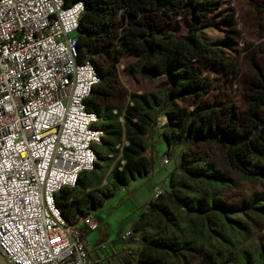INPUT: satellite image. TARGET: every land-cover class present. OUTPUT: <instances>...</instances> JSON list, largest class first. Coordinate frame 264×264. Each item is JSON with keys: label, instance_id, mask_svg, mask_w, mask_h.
<instances>
[{"label": "trees", "instance_id": "16d2710c", "mask_svg": "<svg viewBox=\"0 0 264 264\" xmlns=\"http://www.w3.org/2000/svg\"><path fill=\"white\" fill-rule=\"evenodd\" d=\"M84 1L87 8L77 35L82 54L94 60L101 76L86 101L89 109L99 113L97 125L104 134L95 146V167L82 171L76 185L63 187L57 194L68 218L90 213L132 179L154 170L159 132L170 153L174 144L197 146L195 128L219 125L229 132L235 120L234 108L227 122L217 119V104L204 98L214 88V78L205 67L212 60L231 62L202 30L204 17L222 0H121L120 5L119 0ZM180 14L188 21L185 33L170 26V19ZM225 17L236 22L234 13ZM229 31L231 37L237 36L236 29ZM105 52L116 61L126 53L138 55L144 70L166 76L165 86L154 92H132L124 112L115 111L104 104L116 81ZM255 64L260 78L250 79L253 95L247 107L253 119L250 130L255 132L242 140L205 138L207 149L181 151L167 171L164 191L145 201L135 223L142 244L124 264H192L196 260L198 264H264V238L252 246L247 242L256 228L263 227L264 200L254 196L240 205L226 196L237 185L235 173L264 181V69ZM187 95L194 99L192 109L179 100ZM160 115L167 117L162 125ZM124 136L128 143L122 163L117 144ZM213 149L221 155L220 164Z\"/></svg>", "mask_w": 264, "mask_h": 264}, {"label": "built area", "instance_id": "2783aa9c", "mask_svg": "<svg viewBox=\"0 0 264 264\" xmlns=\"http://www.w3.org/2000/svg\"><path fill=\"white\" fill-rule=\"evenodd\" d=\"M86 8L0 0V251L12 264L93 263L82 226L97 228L95 216L68 218L56 198L95 167L104 134L86 101L101 78L77 35Z\"/></svg>", "mask_w": 264, "mask_h": 264}, {"label": "rangeland", "instance_id": "374dc122", "mask_svg": "<svg viewBox=\"0 0 264 264\" xmlns=\"http://www.w3.org/2000/svg\"><path fill=\"white\" fill-rule=\"evenodd\" d=\"M120 3H122L121 0H119V5ZM123 9L121 7L119 12ZM228 13H234L236 22L230 23L226 19L225 16ZM170 26L176 28L180 33H185L188 29L187 18L183 14L174 16L170 19ZM202 26L204 35L223 49L225 54H228L227 60L231 61H227L228 65H224L221 61L212 60L205 67V72L214 78V88L204 98L213 100L217 104L219 108L217 119L223 122L229 120L230 111L234 108V128L229 132L219 125L207 130L195 128L193 134L200 140L197 146L188 147L187 145L177 146L174 144L169 153L171 154L170 162L164 165L167 171L176 163L182 150L189 153L193 152L195 148L207 149L208 145L204 143L205 138L225 136L242 140L255 132L253 129L250 130L249 123L253 122V119L247 115V107L252 101L253 95L250 89V79L258 80L260 78L258 66L255 63L264 69V0H222L220 6L206 14ZM230 28L237 30L234 31L237 35L235 38L230 36L232 34L229 31ZM104 56L116 72L114 87L108 89V98L104 104L117 109L120 113L131 102L132 92L159 91L167 82L165 75L150 72L148 69L144 70L142 60L138 55L126 53L120 61H116L114 55L109 52H105ZM179 100L183 104L189 105L190 109L194 107L192 96L187 95ZM163 118L165 117H159V124ZM261 125L262 123L259 126ZM158 137L156 155L160 160L164 155L167 143L161 132L158 133ZM214 148L217 150V146ZM214 150L213 152L218 153L216 159L220 164L221 155ZM146 152L150 153V150L147 149ZM235 176L237 185L226 192V196L230 200L240 205H246L254 196L264 200V181H252L242 178L236 173ZM167 181L166 177L162 179L160 186L164 187ZM136 187V184H132L127 190L117 191L108 199L104 207L107 213H105L102 226H106L108 238L131 248L129 256L121 252L120 258L112 256L107 259L108 263H128L131 255H135L136 248L142 244V238L135 230V223L150 192L149 190L147 192V188L144 186L137 189ZM96 214L98 215L99 212L96 211ZM95 218L99 226L97 216ZM124 231H131L127 239L122 238L121 233ZM263 238L264 224L262 228H256L255 234L247 242L252 246ZM192 264H198V260Z\"/></svg>", "mask_w": 264, "mask_h": 264}, {"label": "crops", "instance_id": "0c3cea01", "mask_svg": "<svg viewBox=\"0 0 264 264\" xmlns=\"http://www.w3.org/2000/svg\"><path fill=\"white\" fill-rule=\"evenodd\" d=\"M106 109H107L106 106H104L102 108L103 112ZM115 111H117V109H115ZM122 112H124V111H122ZM121 116H120V119H121ZM161 116L165 117V118H163L161 124H159V125H162L165 122V120L167 119V117L165 115H160L159 117H161ZM166 147H167V145H166ZM146 150H145V153L147 155H149L150 153H147ZM164 154H165V152H164ZM163 158H164V155L161 157L160 160H158V162L155 164L154 170H152L150 173H148L147 175L138 176L137 178L132 179L128 184H125L124 186L119 188L118 191L127 190V189H129V187L132 184H136L137 185L136 189L142 188L144 186L147 188V192L149 190L150 195L147 198H149L151 196H155L156 188L158 186H160V181L162 179H164L165 177L168 178L166 175L167 172H165L163 170L164 169ZM107 202H108V199L106 200V202L103 205L93 209L90 212V214L97 216V219L99 221V226L97 228H94V229L87 228L86 224L84 226H82L83 229L87 230L86 231V241H87V246H88V250H89V256L93 261L92 264H112V263L107 262L108 258H110L112 256H118L119 257L121 252L125 253L127 256H129L130 252H131L130 246L122 245L116 241L114 242V241L110 240L107 236V233H106L107 232L106 226H102V221L105 217V213H107L104 209ZM96 211L99 212L98 215L96 214ZM79 216H81V214L78 216H75L74 218L77 219ZM126 232L127 231H124L123 233H121L122 238H124V239H127L126 237H124V234ZM132 256L133 255H131V257ZM118 264H120V262Z\"/></svg>", "mask_w": 264, "mask_h": 264}, {"label": "water", "instance_id": "95a60500", "mask_svg": "<svg viewBox=\"0 0 264 264\" xmlns=\"http://www.w3.org/2000/svg\"><path fill=\"white\" fill-rule=\"evenodd\" d=\"M0 264H12L1 251H0Z\"/></svg>", "mask_w": 264, "mask_h": 264}]
</instances>
